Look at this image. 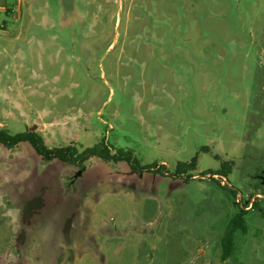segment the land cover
I'll list each match as a JSON object with an SVG mask.
<instances>
[{
  "label": "rangeland",
  "instance_id": "rangeland-1",
  "mask_svg": "<svg viewBox=\"0 0 264 264\" xmlns=\"http://www.w3.org/2000/svg\"><path fill=\"white\" fill-rule=\"evenodd\" d=\"M1 129L136 162L0 145V264H264V0H0Z\"/></svg>",
  "mask_w": 264,
  "mask_h": 264
},
{
  "label": "trees",
  "instance_id": "trees-1",
  "mask_svg": "<svg viewBox=\"0 0 264 264\" xmlns=\"http://www.w3.org/2000/svg\"><path fill=\"white\" fill-rule=\"evenodd\" d=\"M21 144H29L37 155L47 161L57 160L66 164H79L82 166L86 161L95 156L104 161L114 163L136 162V160H133L130 152L112 154L109 147L103 145V143L80 152L74 145L62 148H49L43 137L34 129L17 134H11L9 131L3 129L0 130V145L12 148ZM254 205L256 208L259 207L258 203H254ZM246 216L247 210L243 208L229 221L222 238V260L225 261L234 254L236 235L239 232L246 234Z\"/></svg>",
  "mask_w": 264,
  "mask_h": 264
},
{
  "label": "flooded vegetation",
  "instance_id": "flooded-vegetation-1",
  "mask_svg": "<svg viewBox=\"0 0 264 264\" xmlns=\"http://www.w3.org/2000/svg\"><path fill=\"white\" fill-rule=\"evenodd\" d=\"M254 179H256L257 181H259V182L264 186V175H263L262 172H261L260 174L257 173V174L254 176Z\"/></svg>",
  "mask_w": 264,
  "mask_h": 264
},
{
  "label": "water",
  "instance_id": "water-1",
  "mask_svg": "<svg viewBox=\"0 0 264 264\" xmlns=\"http://www.w3.org/2000/svg\"><path fill=\"white\" fill-rule=\"evenodd\" d=\"M82 174L81 171H78V173L75 175V179H77Z\"/></svg>",
  "mask_w": 264,
  "mask_h": 264
}]
</instances>
